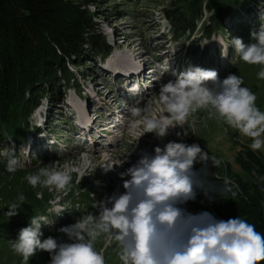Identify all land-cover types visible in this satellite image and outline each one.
I'll list each match as a JSON object with an SVG mask.
<instances>
[{
  "label": "clouds",
  "instance_id": "obj_1",
  "mask_svg": "<svg viewBox=\"0 0 264 264\" xmlns=\"http://www.w3.org/2000/svg\"><path fill=\"white\" fill-rule=\"evenodd\" d=\"M250 37L247 44L240 37L231 38V47L244 63L259 65L257 76L264 80V22ZM257 99L241 76L229 73L221 79L215 69L189 64L176 73L175 80L160 83L154 102L138 97L127 109L133 118L130 127L142 129L140 137L152 133L163 140L179 129L175 131L178 140L158 144L151 153L142 151L134 164L119 173L124 191L121 188V193L117 190L97 200L94 212L81 214L57 229L66 240L51 235L42 239V226L54 224L50 208V215H33L28 225L19 229L11 241L12 250L25 264L39 251L49 254V264H106L96 247L97 241L106 237L119 248L122 264H264V234L254 224L239 216L225 220L208 211L192 213L185 207L201 193L211 203L217 197L235 196L233 189L238 187L228 178L222 185L209 179L211 169L218 168L222 160L199 143L184 141L190 118L204 110L209 119L223 121L250 139L248 146L253 152L260 151L264 149V110ZM9 143L11 146L0 150V158L6 161L5 170L14 173L23 165L11 138ZM117 166L122 165L112 161L102 169L108 173ZM25 179L32 188L67 193L73 177L53 162ZM17 200L19 203L6 206L4 214L9 218L18 215L26 197L20 194ZM64 210L56 207L55 215Z\"/></svg>",
  "mask_w": 264,
  "mask_h": 264
},
{
  "label": "rangeland",
  "instance_id": "obj_2",
  "mask_svg": "<svg viewBox=\"0 0 264 264\" xmlns=\"http://www.w3.org/2000/svg\"><path fill=\"white\" fill-rule=\"evenodd\" d=\"M133 1L135 0H88L86 6H81L82 10L86 8L91 12L94 28L102 34L107 45L109 44L112 47L110 56L108 55V58H103L100 53L96 55V59H86L82 55L81 65L78 67L71 65L70 67L76 81L70 83L67 95L66 91H64V86L62 93L57 94L55 98L44 97L41 107L31 114L29 125L25 128L27 130L26 134H19L17 140L13 139L16 155L19 157L23 167L18 168L14 173L1 170L0 211L4 210L10 202L19 203L17 198L20 194H23L26 200L19 207L17 217L26 226L30 221V217L33 215L38 216L41 213L36 203V193L38 188H40L41 192L43 188H32L25 177L28 174H33L34 172L32 171L37 172L39 168L49 165L53 161L61 167L62 160L65 161L67 157H70V159L75 161L80 160V165L72 168L82 167L80 170H83L85 166H91L83 174L87 184L93 183L96 189H92L90 192L87 191L82 195L71 196L74 199L70 203L76 201L78 204L75 206L71 203L73 208L68 209L69 215L71 211L83 208L84 210L80 215L86 214L92 211L87 207L93 208V202L110 196L111 191L117 192L119 190L120 193L122 192L117 184L107 182L105 178L103 181L100 179L101 176L99 177L98 173L103 171L102 167L104 165L100 163L103 162L104 154L98 151V147L91 148L92 151L89 153V157H91L93 162H87L88 155L80 156L82 151H88L89 148L83 143L87 145V141H91L94 135V139L96 138L97 141L105 139L96 131V124H101L100 127H103L105 125L103 121H115L120 125L122 137H114L104 129L102 130L112 136L109 138L110 141L115 139V147H111L112 145L110 144V149L109 147L106 151L103 149V152L108 153L104 162L109 163L110 161L107 162V157L113 154L114 158L111 161H119L122 165L115 167L112 174L114 172L120 173L119 169L130 167L126 161L132 162L136 158V155L134 156L135 158L131 157L134 152L130 150H138L140 156L144 150L151 153L154 146L158 144L162 146L163 143H167L169 140H178L175 131H179V129L171 132L163 140L156 139L152 133H147L140 137L142 129L140 127L132 129L130 122L133 118L126 116L129 115L127 110L128 101L122 102L123 98H118L116 94L117 90H119L125 93L126 99L130 98L132 100L133 97L140 94L139 92L137 94L133 88L141 86L138 90L145 92V87H150L148 93L140 94V98L143 102H154L160 87V83L154 85V77L160 78L163 75L162 82L166 83L169 80H175L176 73H179L177 68L178 62L173 58L174 55L179 58L180 71L185 70L189 64H192L206 69L217 70L221 79L225 78L229 73L241 76L244 80V86L251 88L256 93L258 97L256 103L261 110H264V80L258 79L257 76L261 67L259 65L244 63L231 47V38L233 37L242 38L246 44L251 42V31L253 29L259 30L261 23L264 22L262 21V17H264V0H251L252 3L248 8L249 2L243 1L242 6L251 9L253 13L246 14V8H244L242 14H239L240 17L227 16L226 21L218 29H211L209 37H207L206 33L203 34V28L213 13L210 14L206 11V2H204L201 11L203 18L191 20L196 28L192 30L191 25L187 24L182 31L174 34L173 27L167 18L168 10L173 5L171 4L172 0H136L134 3ZM115 10H121V13H116ZM178 37L180 38L176 39ZM87 52L92 53L89 49ZM169 54H173L170 61L171 67L166 74H163V69L167 66L163 67L162 64L169 61L167 57ZM197 55H199L200 61L196 60L195 62L192 60V57ZM203 58L205 60H202ZM139 64L144 70L140 73V79H144L145 81L140 82L141 85L138 84L139 79H134L132 75L130 77L118 75L123 71L127 74H131L133 70L134 72H139ZM127 66L131 68L125 69ZM134 66L135 68L133 69L132 67ZM146 76L147 78L145 79ZM75 83L78 84L76 91L73 88ZM98 86L105 87L104 91L101 94L99 93V95L97 93L99 91ZM127 89H132L133 93H127ZM62 94L63 97L61 99L58 96ZM78 99L83 100V102L79 103ZM88 101L98 103V108L95 110L94 107L90 106L88 109ZM45 108L47 113L43 115ZM87 110L90 112L93 121L89 117H86ZM107 110L114 113L112 117L100 116V114L107 112ZM77 111H81L86 120L92 122L93 128H90V125L86 123L81 124L80 121L78 122ZM120 115L131 119L127 126L120 124L122 121L120 120ZM39 118L45 120V122L38 120ZM124 121L126 122V120ZM37 124H40L43 129V132H39L38 134L37 130L32 131L33 128L37 127ZM111 124L108 123L107 125ZM186 129L188 136L183 138L185 142L189 144L197 142L201 147L206 148L210 154H215L222 160L218 168L211 169V173L213 174H210L209 179L217 185H222L223 180L228 178L238 186L233 189L236 192L235 196L225 195L217 197L214 202L209 203L201 193L197 196L195 202L190 201L185 206L192 213L208 211L215 215V212L220 210L222 199H233L240 195V189L243 186L245 188L249 186L257 168L258 170H264V149L253 152L248 146L251 143L250 139L239 135L234 129L224 124L223 121L216 118L209 119L204 110L193 114L186 125ZM29 131H31V135ZM74 131L79 135V141L77 136L73 134ZM39 135L44 136L42 142L45 143L46 150L33 154L32 157L35 159L33 158V162L29 163L31 165L24 166L31 156L26 157L27 153H23V149L35 151L37 145L34 140ZM216 137H220V139L216 140ZM49 138H52L51 142ZM54 141H59L63 144L61 147L63 149L62 152L55 149L58 151V155L54 153L53 146H51ZM23 142H27V145L24 146L25 143L23 144ZM9 146H11L10 143L5 145V147ZM2 148V143L0 142V150ZM95 156L99 157L98 161L93 160ZM35 160L39 161L34 163ZM0 162H2L1 167L5 168L6 161L2 158ZM98 164H100L99 168L96 169ZM196 167L198 169L200 165ZM105 176L108 177L109 172ZM38 197H42L40 192ZM79 197L83 201L85 199L88 200L90 203L85 201L86 206H84L77 201ZM62 204L66 209L65 200ZM262 210L264 215V201L262 202ZM28 215L29 217L27 218ZM80 215L75 214L74 217H70V220L74 219L71 223ZM23 223L21 222L19 226H22ZM50 227L53 226L47 225V228ZM42 231L44 233L42 239L50 235L58 239V234L54 230ZM18 232L19 230L13 233L16 238ZM66 239L67 237L62 234L60 240ZM11 241L6 237H0V264H25L22 257L12 250ZM96 247L98 251L104 254L106 264H122L118 256L119 248L115 245V242L109 241L106 237H101L97 241ZM49 260L50 257L47 252L39 251L35 256L30 258L27 264H49Z\"/></svg>",
  "mask_w": 264,
  "mask_h": 264
},
{
  "label": "trees",
  "instance_id": "obj_3",
  "mask_svg": "<svg viewBox=\"0 0 264 264\" xmlns=\"http://www.w3.org/2000/svg\"><path fill=\"white\" fill-rule=\"evenodd\" d=\"M243 1L249 2L247 8L252 3L251 0H172L167 18L174 34L187 24L194 30L192 21L203 18L201 11L206 2V11L213 13L203 28V34L209 37L211 29H218L227 16H237L246 8L242 6ZM87 4L88 0H0V142L3 148L9 138L17 140L19 134H26L31 114L44 97H54L62 93L64 86L66 90L76 81L70 67L80 66L82 55L96 59L100 53L103 58L110 54V45L94 28L93 15L88 9H81ZM77 86L75 83L74 90ZM1 166L2 162L0 172L5 170ZM239 194L243 196L222 199L215 216L225 220L239 216L264 234V170L257 168L249 186H243ZM49 199L46 195L36 198L40 212ZM7 210L0 211V237H9L23 227L19 226L23 221L17 215L9 218L4 214Z\"/></svg>",
  "mask_w": 264,
  "mask_h": 264
},
{
  "label": "bare ground",
  "instance_id": "obj_4",
  "mask_svg": "<svg viewBox=\"0 0 264 264\" xmlns=\"http://www.w3.org/2000/svg\"><path fill=\"white\" fill-rule=\"evenodd\" d=\"M131 67H129V66H127L125 69H130ZM133 69L135 68V66L134 67H132ZM136 71V70H135ZM118 75H126L127 77H130L131 75L133 76V78L135 79H140V77H141V75H139V72H134V70L133 71H131V74H127L126 72H122V73H120V74H118ZM141 88V86H137V87H135V88H133L134 90H136V89H140ZM133 90L132 89H127V93H129V92H131V93H133L132 92ZM137 97V96H136ZM134 98L135 97H133L132 98V100L134 101ZM113 112L112 111H109V110H107V112H103V114H100V116H113ZM77 119H78V122L80 121V123L81 124H83V123H86V124H88V125H90V128H93V126H92V122L91 121H87L86 120V118H85V116H83V114H82V112L81 111H77ZM83 126V125H82ZM94 142L95 143H99L102 147H103V149L106 151L107 149H108V147H109V145L112 143V141H110L109 140V138L108 137H106L105 139H103V140H100V141H97L96 140V138L94 139ZM93 146H90V149L92 148ZM114 158V155L113 154H110V155H108V157H107V162H109V161H111L112 159ZM93 160L94 161H98L99 160V157H97V156H95V157H93Z\"/></svg>",
  "mask_w": 264,
  "mask_h": 264
}]
</instances>
